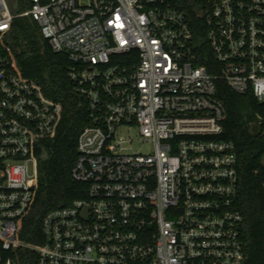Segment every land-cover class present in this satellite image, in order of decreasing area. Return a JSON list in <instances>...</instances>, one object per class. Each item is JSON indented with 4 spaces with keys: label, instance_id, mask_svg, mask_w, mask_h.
<instances>
[{
    "label": "built area",
    "instance_id": "built-area-1",
    "mask_svg": "<svg viewBox=\"0 0 264 264\" xmlns=\"http://www.w3.org/2000/svg\"><path fill=\"white\" fill-rule=\"evenodd\" d=\"M190 2L20 0L16 14L17 0H0V264H19L21 251L36 264H246L238 159L216 94L224 81L264 105V0ZM189 9L214 71L200 63ZM16 19L68 59L88 116L72 170L87 197L49 212L36 245L21 235L61 106L5 52Z\"/></svg>",
    "mask_w": 264,
    "mask_h": 264
},
{
    "label": "trees",
    "instance_id": "trees-1",
    "mask_svg": "<svg viewBox=\"0 0 264 264\" xmlns=\"http://www.w3.org/2000/svg\"><path fill=\"white\" fill-rule=\"evenodd\" d=\"M193 2L195 10H199L201 0ZM195 10L189 12L195 41L201 46L200 63L211 72L214 61L204 44V24ZM3 45L19 73L38 83L45 96L61 106L56 136L41 141L37 150L35 201L21 235L23 242L36 245L42 242L41 223L49 212L87 197V187L72 179L77 137L88 124L87 109L74 91L68 59L49 48L35 24L28 19L14 20ZM216 98L227 114L223 137L234 144L238 159L239 195L235 208L244 218L242 239L246 264H264V105L250 95L235 94L224 81L217 82ZM18 260L19 264H36V257L30 252H19Z\"/></svg>",
    "mask_w": 264,
    "mask_h": 264
},
{
    "label": "rangeland",
    "instance_id": "rangeland-1",
    "mask_svg": "<svg viewBox=\"0 0 264 264\" xmlns=\"http://www.w3.org/2000/svg\"><path fill=\"white\" fill-rule=\"evenodd\" d=\"M18 1V6H17V10L15 11L16 14L20 13L22 11V9L20 8V0ZM129 147H131V149L134 152H141V153H150L152 150V147L150 144L147 143H141V142H133L132 144L129 145Z\"/></svg>",
    "mask_w": 264,
    "mask_h": 264
},
{
    "label": "water",
    "instance_id": "water-1",
    "mask_svg": "<svg viewBox=\"0 0 264 264\" xmlns=\"http://www.w3.org/2000/svg\"><path fill=\"white\" fill-rule=\"evenodd\" d=\"M9 2H10V4L12 5V4L15 2V0H9ZM189 5L192 7L194 4H193V2H190ZM60 207H61V206H60Z\"/></svg>",
    "mask_w": 264,
    "mask_h": 264
}]
</instances>
